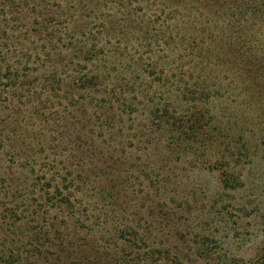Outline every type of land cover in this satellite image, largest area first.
Wrapping results in <instances>:
<instances>
[{
  "label": "rangeland",
  "instance_id": "rangeland-1",
  "mask_svg": "<svg viewBox=\"0 0 264 264\" xmlns=\"http://www.w3.org/2000/svg\"><path fill=\"white\" fill-rule=\"evenodd\" d=\"M56 1L60 8L77 7V25L91 30L86 40L75 37L72 48L63 38L53 49L61 52L55 59L60 87L50 92L39 87L35 100L27 89L15 88L9 99L6 82H0V191L7 193L2 201L23 218L16 222L17 234L27 227L41 233L18 235L27 243L21 264H264V145L256 140L248 158L232 162L226 169L238 182L224 185L219 171L210 168L218 157L211 149H168L165 134L158 136L149 126L156 88L150 74H169L170 81H178L173 90L196 80L193 62L173 49L185 29L195 30L196 15L177 6L180 18L174 21L168 13L172 0H66L65 7ZM4 2L0 34L16 38L14 50L7 46L14 51L8 59L14 60L26 45L30 18L26 15L19 30H12L18 7ZM160 9L168 15L158 16ZM92 45L91 62H82ZM100 71L117 75L120 82L137 81L150 96L146 101L132 96L141 108L121 115L122 120L114 117L104 124L88 118L97 103L86 91L71 89L69 81ZM214 97L195 105L222 109L254 131L264 130V114L255 125L253 106L241 104L243 96L234 88ZM184 105L170 111H186L191 101ZM53 174L72 183V216L52 199L55 184L40 189L54 183ZM12 189L16 196L8 195ZM22 202L36 210L32 217L38 221L28 218Z\"/></svg>",
  "mask_w": 264,
  "mask_h": 264
},
{
  "label": "trees",
  "instance_id": "trees-1",
  "mask_svg": "<svg viewBox=\"0 0 264 264\" xmlns=\"http://www.w3.org/2000/svg\"><path fill=\"white\" fill-rule=\"evenodd\" d=\"M61 2L64 6L67 1ZM11 3L18 7V11L14 19L15 26H10L14 27L12 30H19L17 24L27 15L30 18L25 27L28 37L23 51L19 49L18 58L9 60L7 55L14 51L7 50V46H12L14 50L13 43L16 38L10 39L0 34V82L1 80L6 82L4 85L7 87L9 99L14 98L10 96V93H15V90L19 88L27 89L28 95L34 94L32 100H35L34 92L39 87L46 86L50 92L59 88L62 83L55 80L57 76L55 59L61 53L53 51L57 42L64 38L72 48L75 37L81 35L86 40L91 30L77 25V18H74V15L78 14L77 7L73 10L70 5L67 9L60 8L56 0H11ZM115 3L120 5L121 1ZM177 6L192 12L198 18V20L193 19L192 28L195 30L185 29L182 37L178 38L179 45L176 42L173 43V49L181 50L184 56L193 62L196 67L194 75L196 80L191 81L193 85H179L173 90L171 85L177 84L178 81L172 79L170 81L169 74L163 75L162 72L150 74L151 82H156L152 97L156 100V93L161 95L157 101L151 100L152 112L149 114V126L153 131L158 132L156 135L165 134L168 138V149L191 148L196 153L199 150L211 149V152L218 157L210 168L219 171L220 181L224 185L237 183V177L226 168L242 156L248 158L251 155L249 146L256 140L263 146L264 130L257 127L258 132L254 131L233 113L226 114L221 111L222 109L217 111L209 105L201 108L195 105V102L203 97L209 100L217 93L227 91V88H234L239 95L243 96L241 104L253 106L256 113L253 123L255 125L259 123L260 116L264 114V0H172L168 13L174 21L180 18L175 16ZM7 7L4 0H0L1 16H4L3 12ZM168 13L163 9L156 11L158 16L168 15ZM68 17H71L70 21ZM164 19L167 18L164 16ZM94 37L95 32L92 31L91 38ZM94 47V45L89 46V49L83 53L82 62H91L95 54ZM145 76L148 78V75ZM176 76L180 75L176 74ZM69 83L71 85H68L72 86L71 89L77 87L86 91L89 98L97 103L95 108L97 111L90 114L88 118L92 117L100 122L102 120L104 124L111 122L114 117L122 120L121 115L138 111L141 104L130 99L132 96H140L143 101L150 96L137 81L120 82L117 75L112 76L107 71L71 79ZM92 93L100 94V99L95 101ZM190 101L191 106L187 107ZM99 102H102V105ZM156 102L158 105L163 102L162 105L160 104V109L155 110ZM183 104L188 108L186 111L179 113L170 111L171 107L174 106L177 109L178 105ZM91 105L87 104V106ZM113 107L118 109L117 113H112ZM76 109L80 110L81 107L78 106ZM99 113L105 116H96ZM1 175L0 172V182H4ZM50 177L53 178L54 183L47 181L40 186V189L43 190L47 185L55 184L52 199L57 203L58 210L66 211L72 216L74 205L70 199L71 181L65 175L53 174ZM65 184L68 185L65 186ZM15 192L12 189L8 195L16 196ZM6 196L5 191H0V234L3 233L0 235V264H21V248L27 243L23 242L18 235L23 233L28 238L27 233L31 232V229L27 227L22 229L23 231L18 230L20 232L17 234L20 225L17 226L16 222L23 218L19 216L20 212H15L13 207H6L7 204L2 201V197L6 198ZM15 203L17 204V201ZM22 206V210L29 219L38 221L32 217L36 213L33 207L24 206L23 202ZM37 235L41 233L31 232V236L37 237Z\"/></svg>",
  "mask_w": 264,
  "mask_h": 264
}]
</instances>
